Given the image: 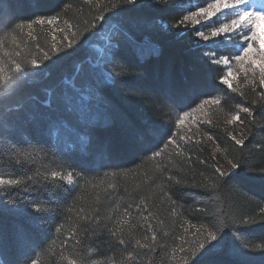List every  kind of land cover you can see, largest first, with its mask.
<instances>
[{"label": "snow or ice", "instance_id": "6c2138e0", "mask_svg": "<svg viewBox=\"0 0 264 264\" xmlns=\"http://www.w3.org/2000/svg\"><path fill=\"white\" fill-rule=\"evenodd\" d=\"M167 2L168 0H86L89 6L94 5L93 10L96 14L90 19L83 20V30L81 31L79 21L73 23L71 19H64V27L57 26L52 29V43L49 46L45 48L36 44L39 55L37 58V54L26 53L20 47L16 42V35L28 29L26 35L35 40L34 26L43 28L45 25H57L59 14L36 16L34 9L48 7L52 10L59 5H52L50 0H16L15 7L25 13H31L34 18L26 22L22 19L11 28L9 35L15 48L8 60V73L0 77V82L15 77L16 82L21 83L29 74L30 68L33 69L31 74L36 75L50 67L45 62L51 61L55 64L64 58L58 53L64 52L65 56H71L79 53L86 41H97L92 53L77 69L70 85L61 87L48 102V110L34 109L28 114L17 112L7 116L0 111V162L6 157L8 165L22 173L21 175L13 172L7 175L0 174V191L9 197L7 204L16 203L13 193L18 194L21 191L31 193V198L23 207L7 209L23 216L27 222L28 227H18L14 236L16 245L29 256L26 264H38L33 257L38 248L44 247V243H37L35 238L44 232L45 227L48 231L55 227V232L63 235L65 225L53 226L49 221L56 218L54 214L60 210L61 201L65 199L63 193L71 195L73 188L82 187L79 181L84 180L81 172L75 169L67 170L56 161H53L54 169L45 166L43 172L36 169L29 175L30 170L26 169L25 165L34 161L30 160L32 153L23 147L24 144L31 143L28 137L34 138L35 135L55 137L57 143L51 145L56 149L55 154L71 150L85 152V155L77 160L78 165L84 169L96 163L97 152L107 153L112 159L128 153L146 155L151 152L150 158L154 159L162 156L164 149L174 144L176 155L184 156L183 148L173 139V124L152 121L132 111H122L110 98L120 95L123 91L117 87L118 85H123L127 89L134 88L135 85L131 82L135 81L133 79L135 69L142 68L143 62L156 53L152 41L140 39L137 33L149 30L151 17L165 13L167 8L161 5H166ZM4 3L5 0H0V13L3 12ZM9 6H12L11 0ZM72 7V4L65 3L62 11L66 12ZM262 19H264V0H260L259 4L256 0H201L194 10L189 8L187 14H182L175 23L170 24V34L188 38L189 45L197 53L193 57V64L199 70L198 77L188 78L179 85L170 83L166 91L161 93L167 106L181 114L180 120L184 116L190 117L195 111L203 110L205 105L213 103L220 105L221 99L216 94L218 92L227 94L239 92L240 96L244 95L239 91V86H234L232 83L233 62L242 69L245 80L254 86V90L264 89V41H261L258 35L259 22ZM113 20L116 21V26L111 31H105V25ZM172 29L179 31L172 33ZM118 35L121 38L117 39ZM7 38L5 37V40ZM5 40H0V49L4 48ZM233 48L236 49L234 54H225ZM68 49L72 51L68 52ZM4 55L9 56V53L5 51ZM108 85L113 87L109 88ZM209 87H211L210 91ZM255 102L264 105V91L258 94V100ZM236 109L238 110L226 123L232 124L238 121L243 124L242 114L245 118L253 115L252 107L243 103H238ZM202 122L210 124L211 119ZM109 125L111 128H106ZM68 128L73 130L71 135L74 139L71 143L60 140L62 130L67 131ZM85 129L96 133L115 129L117 134L108 138L98 135L96 140L90 143ZM241 137L237 139L235 135L231 136L236 145L245 143L244 133H241ZM186 139L191 141L192 137L187 136ZM217 152H220L219 148ZM246 167L245 162L235 159L229 161L226 170L215 167L213 175L206 178L211 183L188 185L184 178H178L176 174L166 175L167 166L157 164L155 180H159L160 183L156 187L170 201L171 214L176 215L178 188L219 189L239 177ZM130 173L132 169L105 172L100 183L92 186L99 187L105 183V180L121 177L127 179ZM251 179L264 182V169H261L259 176ZM84 183L90 184L91 181L84 180ZM116 187L117 183L110 182L104 190ZM137 188L139 189V186ZM81 199L83 198L80 196L75 197L72 206H67V211L73 212L77 201ZM98 201L99 197H97ZM144 201L145 197L142 196L140 204H144ZM132 207L133 205L129 203L124 208L121 218L115 220L112 216H101L98 208L86 212L80 207L75 213L76 221L73 228L62 244L67 245L69 241H74V246L80 244L78 237L81 232L87 234L91 230L95 234L97 230L107 231L116 238L118 245L124 246L122 254L127 253L125 260L139 264L142 253L144 255L155 253L158 249L163 250L165 245L161 243L158 230L147 221H145L146 228L141 226L146 234L142 239L137 238L134 231L136 225L131 224L128 219L132 216L130 211ZM137 207L139 208V205ZM4 208H7L6 204ZM117 210L119 204L114 209ZM261 212L264 213V209H261ZM151 215L149 213V218ZM108 222L112 223V227H109ZM160 223L163 224V221ZM249 223H251L249 219L241 218L239 226L223 223L222 227H216L214 224L211 230H206L204 225L199 227L193 225L192 227L196 228L195 234L202 235L203 240H199L195 247L189 246L187 249L184 247L187 241L183 240L172 250L171 259L176 260L177 253H180L179 259L183 264H189L191 257H195L191 264H246L245 258L251 252L257 250L264 252V243L241 242V229ZM181 227L184 234L189 233V227L183 225ZM205 231H207L206 235H204ZM162 235L167 237L169 233L163 232ZM133 243L134 247H132ZM52 254L55 255L54 252ZM2 255L4 252L0 247V256ZM60 259L67 260L68 264H79L76 259H69L63 253L60 254ZM2 264H14V262L4 260ZM84 264H100V262L91 260Z\"/></svg>", "mask_w": 264, "mask_h": 264}, {"label": "trees", "instance_id": "16d2710c", "mask_svg": "<svg viewBox=\"0 0 264 264\" xmlns=\"http://www.w3.org/2000/svg\"><path fill=\"white\" fill-rule=\"evenodd\" d=\"M16 0H11L12 6H9V0H5L2 5L3 12L0 13V40H5V46L0 49V56L3 51L12 54L15 45H13L11 36V28L16 22L22 19L26 22L28 19L34 18L31 13H25L18 7H15ZM52 5L58 4L49 10L48 7L35 8L36 16H52L59 14V22L63 24L64 19H71L73 23L80 22L81 31L83 30V20L90 19L96 13L94 5L89 6L86 0H50ZM65 3L73 5L66 12L62 11ZM161 7L167 8L162 14H155L151 17L150 28L147 31L138 32L140 39H150L153 43L156 53L143 62V67L135 69L131 82L134 88L127 89L123 85H118L123 91L120 95L110 97L113 103L122 111H132L135 114L143 115L149 120L159 121L161 123L173 124V139H175L183 148L184 156L179 157L175 152V145H169L164 149V153L160 157L154 159L151 152L146 155L143 153H128L120 155L112 159L107 153L97 152L95 154L96 163L87 169L81 168L77 160L85 152L71 150L61 154H55L56 149L51 145L57 143L56 138L49 135H35L34 138L28 137L30 144L23 145L32 153L30 160L34 163H27L26 169L28 174L39 169L45 170V166L54 169L53 161L62 164L67 170L75 169L81 172L84 180L91 181L85 184L84 180L79 181L82 187L73 188L71 195L63 193L65 199L61 201L60 210L54 214L56 218L49 221L53 226L64 224L65 229L63 235L55 232V227L48 231L45 227L44 232L36 237V242L44 243L43 248H38L36 255L33 257L38 264H68L67 260L60 259V254L69 259H76L79 264L97 260L100 264H137V262H129L125 260L127 253H123V247L117 244L116 238L112 237L107 231L97 230L95 234L90 230L87 234L81 232L78 237L80 244L74 246V241H69L67 245H63L64 241L76 221L75 213L80 207L86 212H92L99 209L101 216H112L113 220L121 218L124 208L129 203L133 205L130 209L132 216V224L136 225L134 229L137 238L142 239L146 233L141 227H147L144 224V217H148L149 223L158 230L161 236V243L165 245L163 250L158 249L155 253L141 254L139 264H183L177 255L176 260H172V250L178 241L181 223L187 222L193 225H204L206 230H211L215 224L216 227H222L223 223L235 224L239 226L241 218L249 219L251 223L241 229V242L249 244L264 243V182L258 179H251L259 176L261 169H264V105L258 102V94L264 89L253 87L239 86V91L244 95L227 94L224 92L216 93L221 99L220 105L211 104L210 113L207 118L211 119L210 124L197 123L196 127L191 130L182 129L179 119L180 113L174 109H170L161 93L165 92L167 86L171 84H182L186 79L198 77L199 70L193 64V57L197 54L189 45L187 37L176 36L170 34L169 26L179 19L182 12L172 0H168L166 5ZM169 25L165 30L164 24ZM116 26V21H110L105 25V31H111ZM172 33L178 32L179 29H172ZM52 34L46 30L36 29V39L28 37L24 31L22 34L16 35V42L24 51L38 55L36 44L47 47L52 43ZM59 39V36L57 37ZM121 38L119 35L117 39ZM96 40H88L84 43V48L76 54L65 56L64 52L58 53L64 57L55 64L51 61L45 62L50 67L40 71L36 75H32L33 69H29V74L21 83H17L15 79L9 87L0 91V111L6 116L17 112L28 114L30 110H48V102L55 96L61 87L70 85L72 79L86 60L92 53V46H96ZM71 52V49L67 50ZM56 59V57H53ZM87 66V65H85ZM120 79V77H117ZM211 85V81H209ZM237 86V85H236ZM109 88L113 85H108ZM211 87H209V91ZM238 103L250 106L253 109V115L245 118L243 124H239V130L235 134L237 139L242 138L244 133L245 143L236 145L232 140L233 135L229 131L227 118L233 115ZM54 107V104L52 105ZM111 128V126H106ZM198 130V132H197ZM72 129L68 128L60 134L62 142L71 143L74 137L71 135ZM89 142H94L98 135L105 138L114 137L117 133L115 129L109 131L101 130L100 133L90 132L85 129ZM194 133H197L194 135ZM231 134V135H230ZM191 136L192 140L186 139ZM211 137V139H209ZM163 147V145L161 146ZM217 148L220 152H217ZM240 159L247 164V167L239 177L229 181L219 189H203L199 187H180L178 188V199L176 204V215L170 212V201L163 196L157 189L156 185L160 183L155 180L157 175V164L167 166L166 175L176 174L178 178H184L188 185H199L201 183H211L206 180L211 177L215 167L226 170L229 161ZM137 165L139 167H137ZM132 169L127 179L116 178L115 180H105V183L99 187H93V184H99L104 178L105 172L113 170ZM13 172L21 175L17 169L11 167L4 157L0 162V174L7 175ZM151 178V179H149ZM155 180V183L153 181ZM110 182L117 183L115 189L107 188ZM139 186V189L137 188ZM211 193V195H209ZM80 196L83 199L77 201V206L73 212L67 211V206H72L75 197ZM145 197L144 204H140L141 197ZM97 197L99 201L97 202ZM15 204H7L9 197L0 191V247L3 248L4 255L0 256V264L4 260H11L16 264H26L29 256L24 254V250L19 248L14 240L15 232L18 227L27 228L25 218L14 209L23 207L31 198V193L19 192L13 193ZM7 208H4V205ZM119 204V210L114 211L116 205ZM139 205V208L137 207ZM203 210V211H201ZM149 213L151 217L149 218ZM163 221V224L160 222ZM109 227H112V223ZM126 227V226H125ZM163 232L169 235L164 237ZM207 231L204 232V235ZM119 235V234H118ZM203 240V236H199ZM199 241V240H198ZM198 242L185 244L189 248L195 247ZM134 247V243L132 245ZM95 249V251H90ZM55 253L53 255L52 253ZM30 255V253H29ZM264 252L257 250L251 252L245 258L246 264H264ZM195 257H191L189 264Z\"/></svg>", "mask_w": 264, "mask_h": 264}, {"label": "rangeland", "instance_id": "374dc122", "mask_svg": "<svg viewBox=\"0 0 264 264\" xmlns=\"http://www.w3.org/2000/svg\"><path fill=\"white\" fill-rule=\"evenodd\" d=\"M172 2L181 9L182 14H187V10L189 8H192L194 10L195 6L198 5L201 2V0H172ZM256 2H257V4H259L260 0H256ZM57 26L58 27H64V25L61 24V22H59V20L57 21V25H51V26L45 25V26H43V28H41V26H34V27H35V30L38 28H41V29L46 30L48 33L53 34L52 29L54 27H57ZM168 26L169 25H167L165 23L163 27L166 30V29H168ZM197 27H199V26H197ZM24 31H25V33H27L28 29H25ZM258 35L260 36L261 41H264V19H262L259 22ZM94 47H95L94 45L91 47L92 50ZM235 51H236V49L233 48V49H230L229 52H226L225 54H230V53L234 54ZM4 52L5 51H3L2 56H0V69H2V71H0V77L7 74L8 70H9L8 60H9V57L11 56V54L9 53V56H5ZM221 67H223V66H221ZM225 71H227V69H225ZM232 71H233V76H234V79H232V83L234 86L239 85V86H245V87H253V85L250 82H247L245 80L244 73H243L242 69L237 64H235V62H233ZM237 73H239V75H236ZM13 79H15V77H13L12 79L7 80L5 82H0V91L7 89L9 87V85L11 84V82L13 81ZM211 107H212L211 104L205 105L203 110H198V111L193 112L190 117L184 116L182 119V122L180 123L182 126V129L191 130L193 127L197 128L196 124L198 123V121H200V123H203L202 121L207 120ZM231 116L232 115H230L227 118V121L231 119ZM238 123H239L238 121L234 122L232 124L227 123L229 131H231L233 135H235L237 133V131L239 130L238 129L239 128ZM129 221L132 224V220H129ZM143 221H144L143 222L144 224H145V221H147V223H149L148 217L145 216ZM181 225H183V227H189V233L188 234L183 233V228L181 227ZM192 226H193V224H190V223H187L184 221H183V223H181L179 225V227L181 229H180V234L178 235V241H177V244L175 245V248H177L183 242V240L187 241V243H185V244H192V243L198 242V240H200L199 236L195 234L196 228L192 227ZM195 226L198 227L197 225H195ZM126 228H127V226H126ZM181 238H183V239H181ZM179 254L180 253H177V255H179Z\"/></svg>", "mask_w": 264, "mask_h": 264}]
</instances>
